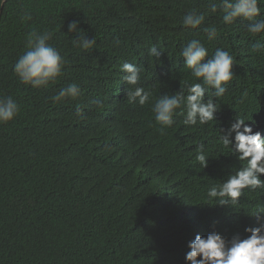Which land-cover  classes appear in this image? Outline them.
I'll use <instances>...</instances> for the list:
<instances>
[{"label": "trees", "instance_id": "obj_1", "mask_svg": "<svg viewBox=\"0 0 264 264\" xmlns=\"http://www.w3.org/2000/svg\"><path fill=\"white\" fill-rule=\"evenodd\" d=\"M209 4L7 0L0 7V96L20 105L14 121L0 124V264H185L196 234L243 237L246 226H255L251 216L264 208V189H245L229 207L206 193L244 165L220 139L236 118L264 138V48H253L264 36L248 33L246 21L223 24L222 10L212 14ZM21 9L30 21L20 19ZM193 9L205 14L201 29L182 25ZM71 20L94 37L92 49L74 46ZM211 27L216 36L209 40L203 29ZM34 29L50 31L49 43L68 61L63 75L40 90L13 71ZM192 39L209 56L216 48L229 51L234 77L217 99L215 120L189 127L178 114L161 132L155 99L186 93L196 82L180 55ZM153 45L163 51L159 60L148 53ZM125 62L141 68L139 86L152 93L144 106L128 102ZM70 83L80 87L79 99L53 103ZM201 144L206 168L196 160Z\"/></svg>", "mask_w": 264, "mask_h": 264}, {"label": "clouds", "instance_id": "obj_2", "mask_svg": "<svg viewBox=\"0 0 264 264\" xmlns=\"http://www.w3.org/2000/svg\"><path fill=\"white\" fill-rule=\"evenodd\" d=\"M7 0H0V7L5 6ZM210 12L215 14L222 10V22L232 25L237 21L247 22V31L253 36H264V13L261 11L260 0H210ZM20 19L30 21L31 14L21 9ZM81 21L71 20L67 23V33H75L74 46L82 49H92L96 41L89 39L80 27ZM205 24V14L196 10H189L182 18L185 28L201 29ZM209 40L216 36V28L203 29ZM52 39L50 31L32 30L28 33L25 51L13 65V71L20 83L32 89L47 88L63 75L68 61L49 41ZM253 48L260 50L264 44L257 41ZM151 57L160 59L163 51L153 45L148 49ZM184 67L190 71L195 83L187 86L175 94L160 95L152 105L156 124L160 131L172 127L174 117L182 115L185 126L194 127L205 125L215 120L219 111L217 99L228 90L227 86L234 77L233 67L235 57L223 48H216L209 56L208 48L198 39H192L180 52ZM124 73L123 81L131 90L125 89L129 103H138L140 106L148 104L152 93L139 86L141 68L134 63L125 62L121 66ZM208 95L205 101V95ZM81 96L80 87L70 83L61 88L51 97L53 103L66 100H78ZM215 98V99H213ZM20 113V105L11 96H0V124H9ZM79 114V112L77 113ZM224 147L230 148L236 158L244 162L235 172H232L219 184H213L207 191L209 200L219 206L238 204L244 190L255 191L264 189V138L259 131L254 132L243 119L236 118L231 126L220 136ZM196 160L202 167L208 166L209 158L205 154L204 144L196 149ZM255 226L244 228L245 236L236 233L231 238L225 237L217 231H211L206 236L196 234L189 241V251L185 254V264H264V208L253 216Z\"/></svg>", "mask_w": 264, "mask_h": 264}]
</instances>
